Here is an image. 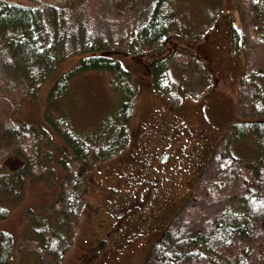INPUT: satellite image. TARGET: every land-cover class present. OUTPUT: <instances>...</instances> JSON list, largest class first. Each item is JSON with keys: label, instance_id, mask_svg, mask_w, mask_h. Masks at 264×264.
<instances>
[{"label": "trees", "instance_id": "1", "mask_svg": "<svg viewBox=\"0 0 264 264\" xmlns=\"http://www.w3.org/2000/svg\"><path fill=\"white\" fill-rule=\"evenodd\" d=\"M82 1H93L94 8L105 13L126 14L133 5L132 0H126L127 7L121 3L124 0H0V41L11 53L10 68L17 72L8 74L16 79L10 80L12 91L0 97V196L3 199L21 193L16 188L4 190L8 181L25 189L29 177L52 176L54 170L49 164L53 154L65 171L57 199L38 211L26 212V228L18 248L33 253L37 261L20 264H61L75 237L74 223L85 206L83 169L127 148L138 85L136 75L118 55L145 54L142 69L150 72L149 84L166 101L199 99L211 87L212 67L193 48L194 43H185L184 38L189 33L191 41H202L209 28L202 26L191 32L183 18L186 2L154 0L145 21L129 27L118 39L126 43L88 40L80 50L79 63L58 76L49 90L50 97L57 96L75 73L104 69L112 75L108 85L118 101L115 109L105 111L93 130L82 133L72 131L65 117L50 119L52 127L65 138V146L48 144L44 152L29 150L32 143L27 139L31 135L42 129L46 138L49 132L46 125L25 122L16 114L25 94L36 95L41 81L66 55L56 49L57 26L61 24L56 16L64 10L69 13ZM226 2L238 16V26L231 24L229 28L230 42L244 60L236 100L241 120L230 122L221 139L204 155L199 164L204 168L192 182L189 194L148 246L144 260L149 264H264V0ZM38 11L47 12L48 28L39 24ZM205 18L214 23L216 15ZM167 35H173L174 40L171 36L170 40L175 45L168 44ZM3 118L8 120L6 127L1 124ZM249 134L257 144V154L240 158L232 146ZM96 136L102 141L93 142ZM8 156H15L21 164L4 171ZM9 213L10 209L0 208V217ZM12 253L11 234L0 230V264H7Z\"/></svg>", "mask_w": 264, "mask_h": 264}, {"label": "rangeland", "instance_id": "2", "mask_svg": "<svg viewBox=\"0 0 264 264\" xmlns=\"http://www.w3.org/2000/svg\"><path fill=\"white\" fill-rule=\"evenodd\" d=\"M153 1L132 0L133 5L126 14L105 13L94 8L93 1H82L69 13L64 10L61 16H56V22L61 23L58 30L55 28L58 31L56 49L66 55L41 81L36 95L25 94L19 114H16L25 122L46 125L49 132L46 138L42 129L31 135L27 139V143H32L29 150L43 151L48 144L65 146V138L59 134V129L52 127L50 119L65 117L72 131L82 133L92 127L93 130L105 111L115 109L118 101L115 91L108 85L112 75L104 69L75 73L57 96L50 97L49 90L58 76L79 63L80 50L88 40L102 38L113 45L126 43L118 39L129 27L145 21ZM182 1L188 4L183 8V18L190 24L191 32L202 26L209 28L202 41H191L189 33L184 38L185 43H194L193 48L200 51L208 67H212L213 73L209 68L211 87L199 99L186 97L173 103L171 97L172 102L166 101L149 84L150 72L142 69L147 59L145 54L118 55L124 65L130 66L138 85L128 123L127 148L93 163L86 171L83 169L85 206L74 223L75 237L65 250L61 264H149L144 260L148 246L189 194L192 182L195 183L204 168L199 165L204 155L221 139L230 122L241 120L236 100L244 60L232 46L229 36L230 25L238 26L237 13L226 15L230 9L226 0L222 7L221 3L218 7L219 0ZM121 3L128 6L126 0ZM214 14V23L205 18ZM48 17L47 12L38 11L39 24H44L45 28H48ZM36 36H33L34 43L38 41ZM170 36L174 40L173 35H167L168 44L175 45L170 43ZM1 44L0 41V97L13 89L10 80L16 79L8 74L17 73L10 68L11 53ZM13 116L17 119L15 114ZM7 122V118L1 120L5 127ZM101 141L99 136L93 137V142ZM232 150L240 158L255 157L257 144L253 135L233 144ZM54 156L51 155L49 164L54 170L53 178L29 177L25 189L19 184L14 187L8 181L4 190L16 188L21 193L3 199L0 196V208L10 209L7 216L0 217V230L12 236L13 253L7 264L37 261L33 253L19 250L18 244L24 236L26 212L38 211L59 196L65 171ZM11 157L8 156L9 165L6 164L4 171L14 170L21 164L18 158Z\"/></svg>", "mask_w": 264, "mask_h": 264}, {"label": "crops", "instance_id": "3", "mask_svg": "<svg viewBox=\"0 0 264 264\" xmlns=\"http://www.w3.org/2000/svg\"><path fill=\"white\" fill-rule=\"evenodd\" d=\"M33 181H34V180H33ZM33 181H32V182H33Z\"/></svg>", "mask_w": 264, "mask_h": 264}]
</instances>
